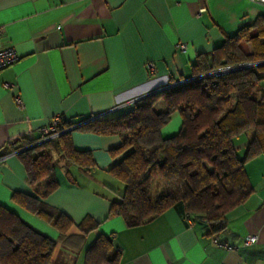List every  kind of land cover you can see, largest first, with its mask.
<instances>
[{
	"label": "crops",
	"instance_id": "crops-1",
	"mask_svg": "<svg viewBox=\"0 0 264 264\" xmlns=\"http://www.w3.org/2000/svg\"><path fill=\"white\" fill-rule=\"evenodd\" d=\"M263 14V6L247 0H0V46H12L19 55L0 70V205L25 224L17 238L40 233L54 241L49 264H84V251L99 234L118 250V264H264V151L244 162L252 191L222 221L187 218L178 204L129 227L120 217L105 218L112 197L99 192L93 178L95 170L104 173L115 161L109 150L118 136L78 127L93 117L122 114L171 77L188 76L198 55L209 54L225 35ZM179 42L186 44L183 51ZM17 95L21 107L14 102ZM55 116L75 122L74 148L90 151L97 165L86 172L54 155L60 161L58 187L45 201L74 223L85 215L100 222L65 243L48 223L10 200L13 191L34 194L10 142L37 141L39 129ZM179 118H170L172 129L160 134H174ZM246 132L234 142L240 157L252 136ZM46 182L41 180L40 188ZM249 234L256 242L244 245ZM10 246L4 241L0 250Z\"/></svg>",
	"mask_w": 264,
	"mask_h": 264
},
{
	"label": "trees",
	"instance_id": "trees-1",
	"mask_svg": "<svg viewBox=\"0 0 264 264\" xmlns=\"http://www.w3.org/2000/svg\"><path fill=\"white\" fill-rule=\"evenodd\" d=\"M228 67L232 69L211 74ZM263 81L264 14L225 35L209 54L198 55L188 76L171 77L168 86L137 99L122 114L92 118L78 126L119 138L118 145L109 150L115 161L105 171L121 183V188L105 184L113 195L105 218L117 216L132 227L181 204L187 218L208 223L225 219L252 191L244 162L264 151ZM174 113L180 117L178 130L162 136V126ZM74 124L62 119L56 138L29 148L35 141L22 138L10 142V150L19 156L34 192L13 191L11 202L53 227L62 243L100 224L90 215L74 223L45 201L58 187L54 155L86 172L97 167L90 151L74 148L70 135ZM246 131L252 136L244 156L239 157L235 138ZM43 179L47 182L40 188ZM153 179L166 187L155 197L150 194ZM21 226H25L23 221L0 205V247L4 241L11 243L8 251L0 250V264H49L54 241L40 233L17 238ZM84 264H118V250L111 239L97 235L84 251Z\"/></svg>",
	"mask_w": 264,
	"mask_h": 264
},
{
	"label": "built area",
	"instance_id": "built-area-1",
	"mask_svg": "<svg viewBox=\"0 0 264 264\" xmlns=\"http://www.w3.org/2000/svg\"><path fill=\"white\" fill-rule=\"evenodd\" d=\"M247 1H249L251 3H256V4L264 7V0H247ZM1 33H2V29L0 28V34ZM185 47H186V44L183 42H179L177 44V48L179 50L183 51L185 49ZM18 57H19V55H18V53L14 47L8 46V45L7 46H0V70H2L3 68H5L11 64H13L14 62H16L18 60ZM148 68L153 70L154 69L153 63H148ZM230 69H232V68L231 67L222 68V69L213 71L211 74H217V73H220L221 71H227ZM5 85L10 89L14 88V85H12V84L7 83ZM166 86H168V85H166ZM166 86H164V87H166ZM14 102H15L17 107L22 106V101L18 95L15 96ZM97 118H99V117H93V119H97ZM62 119L63 118L61 116H55L48 125L41 127L39 129V132H40L39 139L37 141H35L33 144L29 145L27 148L34 146L36 144H40L42 142H46V141L51 140L53 138H56L61 132L60 130H58V126L60 125ZM256 239H257L256 235H253V234L246 235L243 238V244L244 245H251V244L256 242ZM213 241L218 246L224 247L228 250H231L234 248L233 245H228L226 243L219 242L216 239H214Z\"/></svg>",
	"mask_w": 264,
	"mask_h": 264
},
{
	"label": "rangeland",
	"instance_id": "rangeland-1",
	"mask_svg": "<svg viewBox=\"0 0 264 264\" xmlns=\"http://www.w3.org/2000/svg\"><path fill=\"white\" fill-rule=\"evenodd\" d=\"M174 117H179V115L177 113L172 114L171 118ZM180 119V118H179ZM172 125H173V120L171 122H168L167 124H165L164 126H162V131L164 132H169L172 129ZM252 133L251 131L246 132V134H250ZM240 157V155H238ZM59 160L55 161L56 164V168L59 170ZM95 177H93L95 179V184L97 185V188L99 190V192H102L103 194H106L107 196L109 195L110 197H113L112 192L109 191L105 185H101L103 182V184H108L110 186H112L113 188H121V183L119 181H117L113 176H111L109 173H107L106 171L103 172H98L97 170H95ZM93 183V182H91ZM99 183V184H97ZM86 184V183H83ZM165 185L163 182H161L159 179H153L151 181V188H150V194L152 197H155L157 194H159L162 191H165Z\"/></svg>",
	"mask_w": 264,
	"mask_h": 264
}]
</instances>
